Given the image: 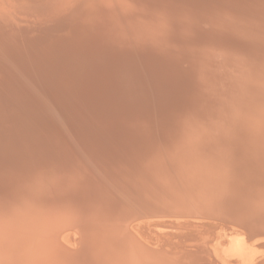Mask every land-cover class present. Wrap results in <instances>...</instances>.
I'll list each match as a JSON object with an SVG mask.
<instances>
[{
    "label": "bare ground",
    "instance_id": "obj_1",
    "mask_svg": "<svg viewBox=\"0 0 264 264\" xmlns=\"http://www.w3.org/2000/svg\"><path fill=\"white\" fill-rule=\"evenodd\" d=\"M74 1H53L39 25L17 20L21 26L12 28L16 32L9 30L12 43L23 39L26 26L33 31L47 21L59 23ZM94 1L76 2L90 8ZM106 1L102 11L112 10L109 15L99 9L78 17L79 12L71 10L67 31L55 32L57 38L43 28L55 40L52 45H58L44 54H38L39 46L32 44L44 37L41 27L36 36L30 32L34 52L29 51L27 40L24 49L8 47L0 53V210L10 212L8 219H0V264H117L119 258L123 264H149L157 257L159 262L173 263L170 255L178 253L168 254L170 249L191 251L180 255L184 264H264V153L263 161L246 155L247 149L264 152V94L256 96L257 91L264 92V0H187L182 13L175 0ZM107 16L109 25L101 26ZM15 18L10 19L15 22ZM9 21L0 18V28L11 27ZM204 21L209 30L193 42ZM96 24L97 33L92 28ZM158 25L167 32L166 37L159 35L161 40ZM128 32L138 37L134 44L153 50L142 53L137 44L130 56L134 64L120 65L123 50L129 49ZM191 46H196V54L189 52ZM173 47L184 49L173 54L168 51ZM219 54L235 65L234 78L228 70L224 75L218 72ZM240 66L242 73L236 71ZM208 116L220 122V131L212 126V134L199 138L197 129ZM238 122H242L239 130ZM223 125L230 126L225 131ZM112 137H116L113 151L94 152L98 149L94 147L106 145ZM251 141L255 145L249 147ZM231 145L234 152L213 155L215 148ZM79 151L91 164L96 159V166L102 160L103 170L109 173L83 167L81 156L73 153ZM137 162L143 164L135 168ZM183 164L191 165L186 176ZM7 166L12 167L7 171ZM108 176L114 177L111 182ZM239 183L245 185L241 190ZM112 187L141 210L158 209L161 204L159 213H144L147 216L196 214L202 220L197 219L199 224L172 221V227L194 232L158 235L156 231L157 236L150 226L158 227L162 220L134 222L131 207L118 203ZM67 189L75 190L74 198L55 210L56 203L45 192L60 198ZM187 195L195 201H184ZM60 199L55 200L60 203ZM160 199L165 201L163 206ZM181 203L188 205L179 210ZM59 214L72 224L80 219V224H74L76 233H83L80 253L63 249H72L73 238L68 246L59 243L55 234L62 221L55 220ZM137 214L136 219L147 217ZM214 217L225 223L210 224ZM204 219L212 220L206 224ZM102 222L112 228L104 226L99 235L86 236V225ZM24 240L28 249L21 247Z\"/></svg>",
    "mask_w": 264,
    "mask_h": 264
},
{
    "label": "rangeland",
    "instance_id": "obj_2",
    "mask_svg": "<svg viewBox=\"0 0 264 264\" xmlns=\"http://www.w3.org/2000/svg\"><path fill=\"white\" fill-rule=\"evenodd\" d=\"M3 1V2H2ZM53 1H55V0H0V3H1V5H0V13H1V15H0V18L2 19H7V20H10V21H12L13 22V20H14V18H15V22H13L11 25L13 26H9V27H7V26H5L4 24L2 25V29L0 28V53L3 51V50H5V48L6 49H8V47H14V48H17V49H24L25 48V44L27 43V40L29 41L28 42V44H30V43H32V42H34V41H32L33 39L31 38V36L32 37H34V36H36L37 34H36V31H38L37 33H39V31H41V29H40V27L43 29H45L46 30V28H47V31H50L51 30V32H50V34H48V35H50L51 37H53L54 36V38H57L58 37V34L60 35H62L63 33H65L66 31H67V28L65 27V26H69V24H67L68 23V21L70 20V18L69 17H71L72 18V13L74 12V11H78L79 12V16L78 17H84V15L86 16V14H88V13H90V14H92V13H94V12H96L97 10V12H103L104 11V9L103 8H105L107 5L105 4V1L106 0H100L101 2H96V0L89 6L90 8H88V6H84V5H81L82 3L81 2H76V1H74V6H72V8H71V6L69 7L70 8V10H69V12L71 13H66V11L64 12L65 13V16L62 18V16L60 17V20H58L59 21V23L57 22V23H55V21L53 22V20L52 21H50V22H46V23H43L44 25L43 26H38L39 28V30L38 29H35V28H37V27H35L34 29L35 30H33V31H35L34 33H31V34H33V35H31L30 34V32H33V31H30L28 28H27V26H34V25H39V24H41V22L43 21V15L42 14H47L46 13V10H48L50 7H48L49 5H51L52 3H53ZM109 1V0H108ZM108 1H106V3H108ZM176 1V3H179L180 4V6L182 7L181 8V13L182 12H185L186 11V9H187V7H188V5H187V0H175ZM180 1H182V3H180ZM184 1H186V2H184ZM184 2V3H183ZM2 3H3V5H2ZM77 3V4H76ZM96 3V4H95ZM102 3H104V4H102ZM70 4H72V3H70ZM81 5V6H80ZM106 5V6H105ZM53 6V5H52ZM104 6V7H103ZM73 7H74V10H73ZM83 7V8H82ZM185 7V8H184ZM94 8V9H93ZM99 9H100V11H99ZM109 9V8H108ZM43 12H42V11ZM67 10V11H68ZM73 12H72V11ZM96 10V11H95ZM103 10V11H102ZM107 8L105 9V12H106V14L107 15H109L110 14V11H112V10H107ZM182 10H184V11H182ZM83 12H85V13H83ZM105 12H103V13H105ZM14 14V15H13ZM10 15H12V16H10ZM68 15V16H67ZM70 15V16H69ZM78 15V14H77ZM10 18H12V19H10ZM69 18V19H68ZM20 21V23H22V25H27L25 28H26V30H28V31H26V33H24L23 35L24 36H21L20 37V39L21 38H23V39H21V40H19V39H17V40H19V41H21V42H19V41H17L18 42V44L17 43H12V39H13V36H11V34H12V31H9L10 29L11 30H14V29H12V28H14L15 27V30L16 29H18V28H16V25H17V27L20 25L21 26V24L20 23H18V21ZM65 20V21H64ZM104 20V19H103ZM106 20H108V21H102L101 23H99L101 26H104V25H109L108 23H109V20H110V17H108L107 16V18H106ZM9 21V22H10ZM73 20L71 19V22H72ZM162 22V21H161ZM3 23V22H2ZM50 23V24H49ZM163 24H164V22H162ZM98 24V23H97ZM96 24V25H97ZM103 24V25H102ZM163 24H161V25H163ZM54 25L56 26V27H54ZM94 26V27H92V28H94V31H96L95 33H97V31H99V29H98V25L97 26ZM131 25H133V23L131 24ZM204 26V27H203ZM48 27H50V29L48 28ZM52 27V28H51ZM64 27V28H63ZM90 27V26H89ZM158 27V31L156 32V33H158L157 34V38L159 39V35H162V36H164V37H166L165 35H166V31H165V27L163 28V27H161V26H157ZM160 27H161V29H160ZM202 27V28H201ZM95 28H96V30H95ZM4 29H8L6 32L4 31ZM44 29L42 30V32L44 31ZM208 29V26H207V24L205 23V21L204 22H201L200 23V29H199V32H200V30H202L200 33V35L198 36V34L196 35V36H194L195 37V39L194 38H192V40H193V42L194 41H197L198 39L200 40L201 39V37H203L202 36V34L203 33H206V30ZM2 30H3V32H2ZM13 31V32H16V31ZM53 30V31H52ZM160 30V31H159ZM209 30V29H208ZM164 31V32H163ZM10 32V33H9ZM58 33L57 35H56V33ZM44 33H45V35L44 34H42V37L43 38H41V40L40 41H38V44H34V43H32L35 47L36 46H39L40 47V49H39V47H37V48H35L34 46H32V44H30L29 45V51L31 52V50H32V52H34V50L36 49L39 53L38 54H44L45 53V51L47 52V51H50V50H52V49H54V48H56L58 45H56V44H53L52 45V43L53 42H55V40L52 38L51 39V37L50 36H48L47 35V33L44 31ZM49 33V32H48ZM134 33L135 32H128L127 34L129 35V36H127L128 37V40H130L129 41V49L127 48V50L126 49H124L123 50V52L125 53V56L123 57L124 59L123 60H121V63L120 62H118V63H120V65L121 64H127V63H133L134 62V58L132 59L130 56L134 53V48H137L138 46H137V44L139 45V46H141V43L139 42V43H137V44H134V40L135 39H138V37L137 38H135L134 36H132V35H134ZM160 33H163V34H160ZM30 36H29V35ZM36 34V35H35ZM126 34V35H127ZM13 35H15L14 33H13ZM105 35V34H104ZM108 35V37L110 36V34H107ZM2 36H4V38L2 37ZM6 36V37H5ZM25 36H27V37H25ZM48 37V38H46V37ZM56 36V37H55ZM163 37V38H164ZM199 37V38H198ZM8 38V39H7ZM12 38V39H11ZM26 38V39H25ZM28 38V39H27ZM31 38V39H30ZM44 38H46V42L44 41L45 39ZM204 38V37H203ZM2 39V40H1ZM11 39V40H10ZM30 39V40H29ZM35 39H37L36 37L34 38V40ZM44 39V40H43ZM110 39V38H109ZM167 39V38H166ZM6 40H8V41H6ZM10 40V41H9ZM50 40V41H49ZM159 40H161V38L159 39ZM159 40H157V42L159 41ZM168 40V39H167ZM23 41V42H22ZM25 41V42H24ZM30 41H32V42H30ZM51 41H52V43H51ZM7 42V43H6ZM8 42H10V43H8ZM45 42V43H44ZM14 44V45H12V44ZM19 43H21V45H22V48L20 47L21 45L19 44ZM50 43V44H49ZM46 44H48V45H46ZM127 44V45H128ZM44 45H45V47H44ZM50 45V46H49ZM132 45V46H131ZM31 46V47H30ZM48 46V47H47ZM3 47H4V49H3ZM20 47V48H19ZM35 49H34V48ZM54 47V48H53ZM192 47V46H191ZM190 47V49L191 50H189V52H191V54L193 53V54H196L197 52H198V50H197V48H196V46L194 47H192L191 48ZM141 49V52L142 53H147V52H149L151 49H148V47L146 48L145 46H141L140 47ZM143 48H145L144 50H143ZM177 48V47H176ZM196 48V49H195ZM26 49H28V46L26 47ZM43 49H44V51H43ZM148 49V50H147ZM182 49H184V48H177V49H175L174 47L172 48V49H169L168 51L169 52H171V53H173V54H177V53H179V52H181V50ZM187 49V48H186ZM153 50V49H152ZM152 50L150 51V52H152ZM175 50V51H174ZM130 51V52H129ZM136 51H138V50H135V53H136ZM144 51V52H143ZM147 51V52H146ZM167 51V50H166ZM167 51V52H168ZM118 52V51H117ZM176 52V53H175ZM196 52V53H195ZM261 52V51H260ZM128 55H127V54ZM256 53H257V50H256ZM5 56V55H4ZM128 56V57H127ZM130 57V58H129ZM132 57H133V55H132ZM5 58V57H4ZM222 58V59H221ZM126 60V61H125ZM131 60V61H130ZM133 60V61H132ZM219 61L221 62L220 64L221 65H219L218 66V72L219 73H223V75H224V73H225V71L226 70H228V71H226L227 73H229L230 74V77L231 78H234L235 77V65H234V67H232L230 64V62H227V60L224 58V56H222V55H220L219 54ZM126 62V63H125ZM144 62H145V59H144ZM182 63V64H181ZM134 64V63H133ZM148 64H149V62H148ZM184 63H183V61H181L180 62V66L181 65H183ZM226 66V68H225V66ZM45 66V65H44ZM229 66V67H228ZM219 68H220V71H219ZM234 68V69H233ZM240 69H237L236 71H238V70H240L241 71V68H243V67H239ZM230 69V70H229ZM232 69V70H231ZM222 70V71H221ZM239 71V72H240ZM45 72H48V71H45ZM242 72H244L243 70L240 72V73H242ZM129 73H130V71H129ZM227 73H225V74H227ZM232 73V74H231ZM50 77L52 76L53 77V75H54V72L52 71V72H50ZM53 74V75H52ZM251 83H253V80H252V82ZM58 86V85H57ZM264 94V92L263 91H257V94H256V96H258V97H261L262 95ZM189 105V104H188ZM196 105V104H195ZM189 108H190V106H189ZM213 108H215V105H214V107ZM130 109V108H129ZM133 109H134V107H133ZM132 109V110H133ZM210 111L212 110L211 108L209 109ZM211 112H213L214 113V111H211ZM214 117V116H213ZM213 117H211V118H209V116H208V120L207 121H204V125L202 126V127H200V128H198L197 129V132L196 133H198L197 134V136L200 138H203V137H206V136H208L209 134H210V132H211V134L213 133L212 131V129H213V127L212 126H216L215 127V129L216 130H218V132L220 131V129H219V127L221 126L220 125V122H218V121H214V120H212V118ZM184 119L185 120H187L188 119V116L187 117H184ZM215 122V124H213ZM217 123V124H216ZM258 123V122H257ZM260 124H261V122H259ZM212 124V125H211ZM240 124V125H239ZM241 124H242V122H238L237 123V125H236V123H235V128H238V130L239 129H241L242 128V126H241ZM210 126H211V128H210ZM223 126H227V127H223V129L225 130V128H229V126L230 125H223ZM232 126V125H231ZM246 127H248V126H246ZM199 130V131H198ZM161 131V130H160ZM159 130H158V132H160ZM164 132H166L167 130H163ZM202 131H204V132H202ZM226 131V130H225ZM141 133H143L142 132V130H141V132H138V131H136V133L135 134H137V135H139V134H141ZM209 133V134H208ZM204 134H205V136H204ZM155 136H157V135H155ZM113 138V137H112ZM114 140H116V137L115 138H113V140H111V141H106L105 143H106V145H103V146H96V147H94V148H98L97 149V151H94V148L91 150V151H94V152H98V151H100V152H103L104 151V149H107V150H109V152H110V149H111V151H113L114 149H115V145L113 144V142H114ZM259 140V139H258ZM65 141H66V139H65ZM118 142V141H117ZM251 143L252 144H249V147L251 146V145H255V142H253V141H251ZM229 147V148H228ZM234 146H227V147H217V148H215L214 149V151H213V155L214 156H218V154L219 155H221V154H223V153H231V152H234L235 151V147L233 148ZM220 148L222 149V150H220ZM255 149H257V150H255ZM72 150V149H71ZM75 150V152L76 151H78L75 147H74V149H73V151ZM251 151H249V149H247V158L248 159H250V158H252V161H260V160H262V158L260 159V155L261 154H263L264 152L262 151V150H260V149H258V148H254V149H250ZM255 150V151H254ZM81 151V150H80ZM80 151H79V153H80ZM217 151V152H216ZM254 151V152H253ZM75 152H73L74 153V155L77 157L78 155L79 156H81V157H78V159L80 158V159H82V157H83V159L82 160H80L79 159V161L81 162V165L83 166V167H85V168H89V169H94V170H97V171H95V173L96 172H101L102 171V173H109V172H107L106 170H103V166H104V164H102V160H100L99 162H100V166H96V164L97 165H99L97 162L98 161H96V159H95V161H93V163L94 164H91L92 163V160H87L86 159V157L84 156L85 155V153H84V155L83 154H79V153H76L75 154ZM82 152V151H81ZM94 152H92V153H94ZM78 154V155H77ZM251 154V155H250ZM255 155H257V157L255 156ZM253 156V157H252ZM256 158H255V157ZM85 157V158H84ZM246 157V156H245ZM244 157V159H246ZM264 159V158H263ZM78 161V160H77ZM263 161V160H262ZM90 162V163H89ZM96 163V164H95ZM138 164H135V168H138L139 166H141L142 164H143V162H137ZM166 164H168V163H166ZM229 164L230 165H234L235 164V161H230L229 162ZM91 165V166H90ZM188 165V166H187ZM90 166V167H89ZM184 166V167H183ZM183 169H184V175L186 176V175H188L189 174V172L191 171V165H189V164H183ZM8 167H9V170L11 169V167L10 166H7V171H8ZM98 169H97V168ZM99 167H100V169H99ZM170 166H168V167H166V168H169ZM102 168V169H101ZM165 168V169H166ZM51 169V171H53V169H52V167L50 168ZM91 169V170H92ZM190 169V170H189ZM94 170H92V172L94 171ZM168 170V169H167ZM185 170H187V171H185ZM50 171V172H51ZM169 172V171H168ZM47 173V172H46ZM94 173V172H93ZM99 174V175H103V174ZM105 173V174H106ZM99 175H97L99 178H100V176ZM107 175V174H106ZM109 177V176H108ZM110 178V177H109ZM104 178L105 179V181L104 182H106V180L107 181H109L110 179V181L109 182H111L112 180H113V178L114 177H112V178ZM131 180H134V179H131ZM130 180V178L128 177V182L129 181H131ZM138 183L140 182V180L139 181H137ZM184 182V181H183ZM88 183V182H87ZM126 183H127V180H126ZM129 183H132L133 185H136V184H134L133 182H129ZM128 183V184H129ZM109 184V183H108ZM108 184H106V186L110 189L111 188V186H110V184L108 185ZM131 184V185H132ZM242 187H240L239 189L241 190L245 185L243 184V183H239ZM172 187L173 188H176L175 186H173L172 185ZM52 191V190H51ZM50 191V192H51ZM115 193H114V192ZM48 192L49 191H47V192H45L46 193V195H47V199H53L52 201H53V203L55 204L56 203V206H55V210H58L59 209V205L61 206V208L59 209V210H61L64 206H67L68 204H69V202L70 201H72L71 199H73L74 198V194H72L73 192L75 193V190L74 191H69L68 189L67 190H65V191H62L63 192V194L64 195H62V193L60 194V198H62V197H64V198H62V199H64V200H62V199H60L59 198V196H57V198H56V194L57 193H49L48 194ZM65 192H67V193H69V194H65ZM112 193H113V195H114V198H116V199H118V203H121V204H129V206L131 207V211H130V213L132 214V216H131V219H134V216H136V214L137 213H135V212H138L137 210H135V207H134V204H132V203H134V202H132V201H130V198L128 197L127 198V196H125L123 193H121V192H118V191H116L113 187H112ZM237 193H238V191H237ZM50 196V198H48L49 196ZM230 195V194H229ZM54 196V197H53ZM72 196V197H71ZM68 197H71V198H68ZM188 197V195L184 198V196H183V199H184V201H186V202H188V201H195V198L196 197H191V198H187ZM42 198V200H44V198L43 197H41ZM41 198H38V199H40V201H41ZM45 199H46V196H45ZM47 199H46V201H47ZM55 199H60L59 201H60V203H58V202H56V200ZM69 200V202H67V200ZM115 199V200H116ZM126 199V200H125ZM163 200V199H162ZM164 200H165V198H164ZM39 201V202H40ZM46 201L44 202V204L46 203ZM64 204H63V203ZM163 202V201H162ZM165 202V201H164ZM163 202V203H164ZM171 204H173V203H171ZM132 205V206H131ZM170 205V204H169ZM258 209V208H257ZM134 213H133V212ZM258 211V210H257ZM3 213V214H1L0 215V219H8L6 216L8 215V214H10V212H4L3 210H0V213ZM61 213V212H60ZM149 213V212H148ZM138 215V214H137ZM196 215V214H195ZM60 216V214L58 215V217L55 219L56 221H58V220H61L62 218H66V217H59ZM113 216V215H112ZM215 218V217H214ZM108 221L110 220V218L109 217H107L106 218ZM175 219H178V221L177 220H175ZM184 219V220H183ZM197 219H199L198 217H196V216H191V218H190V216H184V217H176V218H172V217H167V216H163V217H155V216H151V217H149V218H138V220L139 221H141V220H150V221H157V222H161V220H162V222H161V224L159 223L158 225V227H156V226H154V225H152V226H150L151 227V230H152V232L155 234L156 233V231H158V235H160V233H173V234H186V233H188V232H194V230H187V229H177V228H174V227H172L171 225L172 224H176V222H190V223H194L195 222V224H199V220H202V219H199V220H197ZM138 220H136L135 222H139ZM190 220H192V221H194V222H192V221H190ZM205 220V219H204ZM203 220V221H204ZM212 220V219H211ZM211 220H208V222H207V220H205L206 221V224L207 223H209ZM214 221H211L210 222V224L211 223H213V225H217V223H218V225H219V223L220 224H223V223H225V222H223L220 218H218V217H216L215 219H213ZM221 220V221H220ZM126 221H130V220H126ZM170 221V222H169ZM172 221H174V223H172ZM199 221V222H198ZM204 221V222H205ZM6 223H8V224H10V222H8V221H5ZM62 222V223H61ZM61 222H59V226L57 225V227H56V236L58 237L57 239H58V241H59V243H60V241H62V244L61 245H65V246H68L69 245V242L71 243L69 246H71L72 247V249H73V251L75 250H79L80 249V246L78 245V241H79V237L80 236H83V233L81 234V235H79L80 233H79V231L76 233V229H77V226L76 225H74V224H72V222L70 223H68V221H65V220H63L62 219V221ZM63 222H66L65 223V225H63L64 223ZM110 222V221H109ZM198 222V223H197ZM74 223V222H73ZM163 223V224H162ZM101 224H103V225H101ZM101 224H95L96 225V227H95V225H93V224H88V225H86V227H89V228H86L85 229V234H87L88 233V235H86V236H90V235H94L93 237H95V236H97L96 234H100L103 230H104V226H105V228H109L110 227V225L112 226V224H110L109 226H107V224L108 223H104V222H102ZM171 224V225H170ZM90 225L92 226L91 228H90ZM114 225V224H113ZM165 225V226H164ZM170 225V226H169ZM73 226H75V229H74V227ZM94 226V227H93ZM102 226V227H101ZM107 226V227H106ZM172 227V228H171ZM60 228V229H59ZM93 228H94V230H93ZM96 228V229H95ZM99 228V229H98ZM112 227H110V229H111ZM73 229H74V231H73ZM154 229V230H153ZM240 229V228H239ZM100 230H102V231H100ZM109 230V229H108ZM69 231V232H68ZM87 231V232H86ZM94 231V232H93ZM96 231V232H95ZM105 231H106V229H105ZM224 231H226V230H224ZM177 232V233H176ZM228 232V231H227ZM62 235H61V234ZM90 233V234H89ZM95 233V234H94ZM76 234H78V235H76ZM14 235H16V234H14ZM76 235V236H75ZM155 235H157V234H155ZM157 235V236H158ZM66 236H67V238H66ZM72 236V237H71ZM201 236V235H200ZM76 237H78V238H76ZM73 238V239H72ZM75 238V239H74ZM83 238V237H82ZM62 239V240H61ZM69 239H72V240H70L69 242H68V240ZM201 239H203L202 238V236L200 237V240ZM65 242V243H64ZM29 242H26L25 240L23 241V246H21L22 248H24V249H28V244ZM64 243V244H63ZM73 243V244H72ZM196 243V242H195ZM67 244V245H66ZM75 247V248H74ZM66 248H69V247H66ZM186 248H191V249H193L192 247H186ZM196 248V247H195ZM70 250H72L71 248H69ZM193 250H197V249H193ZM174 251V250H173ZM176 251V250H175ZM180 249H178L177 251H176V253H178V254H176L175 256H171V259H177L176 261L174 260V262L173 263H171L172 261H169V259L168 260H163V261H161V259H160V262L158 261V257L157 258H155V259H157V262L155 261V259L154 260H151V262L149 263V264H151L152 262H154V263H162V264H168V263H171V264H184V262L186 263V261H183L184 260V258H183V256H180V255H182V252L180 251ZM181 253V254H180ZM70 254V253H69ZM183 255L185 256L186 254H184L183 253ZM170 257V256H169ZM179 259H178V258ZM182 257V258H181ZM119 257H117V259H118ZM120 259V258H119ZM119 259L117 260L118 262H117V264H120V262L121 261H119ZM181 259H183V260H181ZM179 261V262H178ZM183 263H182V262ZM176 262V263H175ZM197 262V261H196ZM196 262H194V263H196ZM54 263V262H53ZM122 264H123V262H121ZM154 263H152V264H154ZM158 263V264H159ZM198 263V262H197ZM34 264H36V262H34ZM54 264H56V263H54ZM65 264V263H64ZM71 264V263H70ZM73 264V263H72ZM128 264H131V263H128ZM135 264H140V263H135ZM200 264V263H199Z\"/></svg>",
    "mask_w": 264,
    "mask_h": 264
},
{
    "label": "water",
    "instance_id": "obj_3",
    "mask_svg": "<svg viewBox=\"0 0 264 264\" xmlns=\"http://www.w3.org/2000/svg\"><path fill=\"white\" fill-rule=\"evenodd\" d=\"M160 201H162L161 199H160ZM183 206H179V207H177V209H179V210H182V208L183 207H186L187 205H188V203H181ZM159 206H160V208H156V207H150V209L149 208H145L144 210H141L139 207H135V210H137L138 211V214L140 213V214H142V216L144 215V216H147V215H145L144 213H148V212H153V213H156V212H158L159 213V211H160V209L162 208L161 207V204H159ZM162 206H163V202H162ZM172 207V208H174L175 206L172 204V205H169V207ZM171 215H173V214H171ZM170 214H165V215H163V216H167V217H172V218H175V217H178V216H171ZM152 215H150V216H147V217H144V218H149V217H151ZM162 216V217H163ZM185 216H196L195 214H185ZM196 217H198V215L196 216ZM137 218V216H135L134 217V219H133V221L135 222L136 220H138V219H136ZM141 218V217H140ZM143 218V219H144ZM79 218L77 219V218H75V223L74 224H76V225H78V224H80L79 223ZM131 221V220H130ZM251 223V222H250ZM83 236H81L80 237V239H79V241H78V245L80 246V249L79 250H76V251H73V250H70V249H68V248H66V247H64L63 245V249H65L67 252H69L70 254H73V253H75V254H78V253H80V251L82 250V246H81V244H79V242L81 241V239H83L82 238ZM173 250H175V249H170V251L171 252H169L168 254H171V253H176V251H173ZM182 253H184V254H190V250H183V249H181L180 250ZM185 252H187V253H185ZM174 253V254H175ZM168 254H162V255H164V256H166V255H168ZM170 256H172V255H170Z\"/></svg>",
    "mask_w": 264,
    "mask_h": 264
}]
</instances>
